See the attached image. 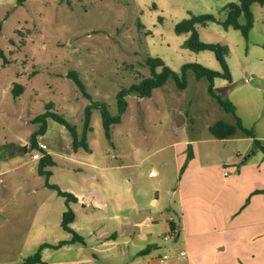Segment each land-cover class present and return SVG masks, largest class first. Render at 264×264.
<instances>
[{"label":"rangeland","instance_id":"1","mask_svg":"<svg viewBox=\"0 0 264 264\" xmlns=\"http://www.w3.org/2000/svg\"><path fill=\"white\" fill-rule=\"evenodd\" d=\"M232 3L239 0H27L22 5L18 0H0V213L11 218L3 231L0 227L2 264H19L42 244H56L69 236L61 227V217L47 211L49 203L54 209L64 199L46 183L75 193L84 186H107L108 176L115 172L110 185L123 184V177L130 173L133 194L145 193V198L137 197L142 207L155 192L157 179L147 180L151 165L161 171L159 180L175 175V126L208 135L207 126L220 120L234 123L233 115L209 93V82L197 79L192 71L184 90L170 79L149 98L128 92L151 76L147 58H159L176 72L187 64L221 71L213 52L184 48L190 34L175 32L176 25L192 15L214 16L217 22L196 26L198 37L229 51L232 80L216 79L215 94L233 103L236 115L246 123L264 109V4L251 6L252 28L244 35L219 23L227 19L226 7ZM239 23L245 24L244 16ZM69 74L79 78L86 96ZM16 86L21 87L19 94L13 93ZM223 86L232 89L229 96ZM121 91H126L122 114ZM91 104L106 106L111 116L121 115L111 139L104 133L96 107L90 109L89 152H74L67 129L47 118L46 132L37 141L46 144L55 165L50 177L39 175L40 159L33 161L31 156L41 153L30 146L31 136L40 127L36 118L50 108L82 133L85 110ZM257 121L262 134L264 119ZM87 162L115 170H99L105 177L93 179L97 170L83 165ZM164 195L161 192L163 199ZM76 211L81 233L90 239L92 228L83 217L84 209L76 207ZM112 227L107 224V229Z\"/></svg>","mask_w":264,"mask_h":264},{"label":"crops","instance_id":"2","mask_svg":"<svg viewBox=\"0 0 264 264\" xmlns=\"http://www.w3.org/2000/svg\"><path fill=\"white\" fill-rule=\"evenodd\" d=\"M222 88L226 96L232 92L228 86ZM208 112L206 109L205 114ZM239 118L264 146V129L262 134L257 131L264 109L255 112L249 123L240 114ZM174 137L172 145L178 155L175 175L159 180L161 171L150 166L147 180L157 182L153 200L146 205L138 206L137 197L145 198V193L133 194L130 173L127 179L123 177V184L110 185L115 172L108 176L105 187L69 191L78 198L70 205L75 213L71 228L84 243L46 248L42 260L46 264H264V153L252 138L240 134L216 139L210 130L208 135L198 129L191 134L182 125L175 126ZM188 145L193 158L184 167ZM251 149L254 151L249 153ZM47 153L53 157L52 152ZM83 165L97 170L98 175L93 176L97 180L105 177L99 170H115L89 162ZM76 207L84 209L83 217L92 228L90 239L81 233ZM46 208L54 210L62 221L65 200L60 207L53 209L49 203ZM10 219L7 213H0L2 231ZM107 224L113 227L107 229ZM68 235L57 243L70 240L72 235ZM182 251L185 255L180 256Z\"/></svg>","mask_w":264,"mask_h":264},{"label":"trees","instance_id":"3","mask_svg":"<svg viewBox=\"0 0 264 264\" xmlns=\"http://www.w3.org/2000/svg\"><path fill=\"white\" fill-rule=\"evenodd\" d=\"M27 0H18V4L22 5ZM254 3H258L263 5L264 0H239L238 4L232 3L227 5V19L224 22H219L225 28H233L235 30H240L244 35H247L249 30L252 28V12L251 6ZM244 16L245 24L239 23V18ZM217 22L216 18L212 15H200L194 16L192 15L190 19H186L176 25L175 32L177 34H190L189 38L184 42L183 47L189 49L193 52H203V51H211L215 54V57L221 67V71H213L207 69L199 64H187L184 65L180 72H176L172 70L170 67L166 66L164 62L159 58H147L146 65L150 68L151 76L141 80L140 83L135 84L130 87L128 92L138 93L141 98H149L152 95V92L164 86L170 79L174 80L178 89L184 90L187 87V74L189 71H192L197 79L205 78L209 82V93L217 99V102L223 108V110L227 113H230L234 117V123H229L223 120L216 122L213 126L209 128L212 136L216 139H227L233 137L237 134H240L244 137L252 138L254 140V145L256 148L260 149L264 153V146L261 144L259 140L256 139L255 133L253 129H248L244 127L241 119L236 115V107L229 100H225L221 98L219 95L215 94L213 87L214 81L216 79H224L226 81L231 82L232 76L229 70V66L227 63L228 56V48L221 44H206L200 41L196 26L206 27L209 23ZM161 68L160 73H156V68ZM70 78L76 83V85L80 88V90L86 96L84 91V87L82 82L75 74H69ZM21 92V87L16 86L13 89L14 94H19ZM126 91H121L119 95V111L122 114L125 110L126 103L124 100V96ZM16 96V95H15ZM92 107H96L100 109L102 116V123L104 128V133L106 137L110 140L112 129L115 125L120 123L121 115L119 116H111L108 112L106 106L91 104L85 110V128L82 133L77 131V128L70 123H68L63 117L57 115L55 113L50 112V108L48 110L38 116L36 118L37 123L40 124L39 129L31 136L30 138V146L32 149L39 151L41 153V159L39 160L38 173L41 176H45L46 178L51 175V168L55 165V160L53 157L48 154L46 151L40 149L38 146L37 138L39 136H43L46 132V119L51 118L55 122L64 126L70 134L71 137V147L74 152H77L79 149H83L86 152H89V146L87 142V133L89 132V117H90V109ZM193 158L192 146L188 145L187 149V158L184 164L189 163V161ZM46 186L55 190L56 193L64 198L66 211L63 213L61 227L64 231L70 233L72 235L70 240L61 241L57 244H42L37 252L34 255H31L24 259L23 262L19 264H46L42 260V251L46 248L51 249H59L67 245H71L77 242L84 243L83 238L76 233L72 228L71 224L75 220V213L70 207L72 203H77L78 198L71 192L63 190L62 188L56 185H50L46 183Z\"/></svg>","mask_w":264,"mask_h":264},{"label":"built area","instance_id":"4","mask_svg":"<svg viewBox=\"0 0 264 264\" xmlns=\"http://www.w3.org/2000/svg\"><path fill=\"white\" fill-rule=\"evenodd\" d=\"M245 82H249V80H245ZM38 146L40 147V149H42V150H46V145H44V144H42V143H38ZM41 155H39L38 153H34L32 156H31V159L33 160V161H35V160H39V159H41ZM224 175L225 176H229V173L228 172H225L224 173ZM183 255H185V252H180V256H183ZM164 258H167V256H164Z\"/></svg>","mask_w":264,"mask_h":264}]
</instances>
